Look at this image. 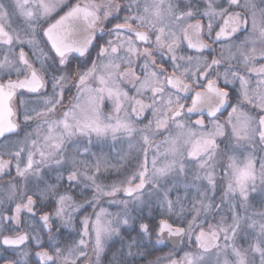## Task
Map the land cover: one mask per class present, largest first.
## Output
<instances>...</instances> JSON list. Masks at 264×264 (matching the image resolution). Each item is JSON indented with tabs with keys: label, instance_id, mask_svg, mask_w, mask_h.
Masks as SVG:
<instances>
[{
	"label": "snow or ice",
	"instance_id": "1",
	"mask_svg": "<svg viewBox=\"0 0 264 264\" xmlns=\"http://www.w3.org/2000/svg\"><path fill=\"white\" fill-rule=\"evenodd\" d=\"M106 260L264 264V0H0V264Z\"/></svg>",
	"mask_w": 264,
	"mask_h": 264
},
{
	"label": "flooded vegetation",
	"instance_id": "2",
	"mask_svg": "<svg viewBox=\"0 0 264 264\" xmlns=\"http://www.w3.org/2000/svg\"><path fill=\"white\" fill-rule=\"evenodd\" d=\"M71 2H75V0H71ZM60 14H63L62 12L60 13ZM53 21L55 20V19H58V15L57 14H53ZM27 50V49H26ZM95 55V52H93V56ZM65 103H67V100H65ZM225 116H226V113H225ZM222 119H223V117H222ZM147 121H145V123H146ZM15 139V138H14ZM157 139H159V138H157ZM120 178H123V177H120ZM5 179H7V177L5 178ZM113 179H116V177L115 176H113V177H110L109 178V180L107 181V182H111ZM257 207H259V205L257 204ZM112 210H114V209H112ZM90 211V210H89ZM116 247L118 248L119 247V244H117L116 245ZM170 249H168V248H161V250H159V251H156V252H154L151 256H149L148 257V259H154L155 258V256H162V255H164L167 251H169ZM113 251H115V248H113ZM108 259H111V253H109V257H108ZM105 264H107V260L105 261Z\"/></svg>",
	"mask_w": 264,
	"mask_h": 264
}]
</instances>
